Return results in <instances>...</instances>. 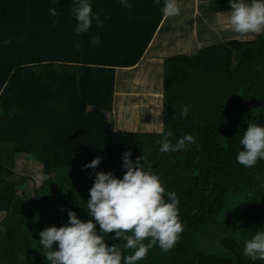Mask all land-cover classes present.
Masks as SVG:
<instances>
[{"label": "trees", "instance_id": "obj_1", "mask_svg": "<svg viewBox=\"0 0 264 264\" xmlns=\"http://www.w3.org/2000/svg\"><path fill=\"white\" fill-rule=\"evenodd\" d=\"M228 7V0H218L210 8ZM7 18L1 14L0 211L6 216L1 219L5 227L0 229V264H50L43 257L39 232L66 224L69 210L82 221L89 220L86 203L95 173L110 171L122 178V156L129 150L133 161L143 156L152 166L166 193H176L183 224L169 252L154 246L137 264H264L243 254L245 241L264 224V160L246 168L236 159L248 123L264 126V34L166 57L162 131L114 130L107 112L113 105L115 66L135 64L141 52H96L90 57L82 49L67 60L53 47L60 43L58 37L76 45L77 36L56 37L35 13L24 25ZM48 35L53 38L46 39ZM4 40L11 42L5 45ZM108 40L102 37L99 43ZM142 69L136 70L132 85H153L155 80L148 81ZM126 85L131 86L124 82L116 94L117 117L123 119L122 110L130 111L125 123L132 127L130 119L135 123L156 109L160 90L154 87L150 99L149 92L135 93L142 98L134 100L127 97ZM185 105L190 106L186 118L181 115ZM168 132L173 134L172 144L185 134L195 143L178 152H161L157 141ZM17 152L40 161L48 174L31 200L14 188L22 181L6 177ZM98 156L103 159L96 169H84ZM51 203H62L64 211L42 225L40 212ZM114 235L104 234L105 242L123 248L126 241Z\"/></svg>", "mask_w": 264, "mask_h": 264}, {"label": "clouds", "instance_id": "obj_2", "mask_svg": "<svg viewBox=\"0 0 264 264\" xmlns=\"http://www.w3.org/2000/svg\"><path fill=\"white\" fill-rule=\"evenodd\" d=\"M72 3L77 35L88 32L93 20L97 27L103 26L99 14L93 12L90 0H72ZM120 3L125 8L132 6L129 0H120ZM154 3L159 5L161 0H154ZM162 3L161 12L165 18L180 14L178 0H162ZM228 5L227 25L231 31L241 37L264 32V0H228ZM49 12L53 17L58 15L55 7H51ZM10 42L4 40L2 43L7 45ZM99 42V35L92 37L93 45ZM74 47L79 50L81 45L77 43ZM189 107L185 105L182 109L184 118ZM172 135L168 132L157 141L161 152H178L187 144L195 143L192 135L185 134L172 144L169 139ZM240 144L243 150L236 156L239 164L251 168L258 160H264V126L248 123ZM131 156L130 150L122 156V178L115 177L110 171L95 173L86 203L89 220L82 221L75 211L69 210L66 224L45 227L39 232L43 257L50 264H137L154 246H159L165 253L175 246L183 232L177 195L171 191L166 193L160 177L143 156L135 161ZM102 159L99 156L94 158L84 165V169H96ZM110 233H115V239L126 241L123 248L120 244L109 246L105 242L104 234ZM146 240L147 243L144 242ZM54 245L57 246L55 249ZM127 250L131 253L125 255ZM243 254L252 261H264V229L255 231L245 241Z\"/></svg>", "mask_w": 264, "mask_h": 264}, {"label": "crops", "instance_id": "obj_3", "mask_svg": "<svg viewBox=\"0 0 264 264\" xmlns=\"http://www.w3.org/2000/svg\"><path fill=\"white\" fill-rule=\"evenodd\" d=\"M215 1L218 0H178L181 9L180 14L173 18H165L162 14L160 21H158L155 26L156 19H158L159 14L162 13V0L159 5L155 4L154 0H129V3L132 5L131 8L122 6L120 0H90L92 10L94 13L99 14L100 19L103 21V26L97 27L96 21L93 20L91 29L80 35L75 33L77 21L72 12V0H0V17L1 14L4 13L7 15V19L17 24L21 23L24 25L32 19V15L35 13L42 25L49 24V32L51 31V34H54L56 37L59 33L73 35L74 37L77 36V43L81 45L79 50L75 49V44L71 46L66 39L61 37H58L61 39L60 43L53 47L57 48L59 51L60 58L67 60H69L67 57H72L69 56L70 54L76 53V51L79 52L82 49L90 54V57L96 52L99 54L118 53L117 55H130L141 52V56L135 64L131 66H115L116 76L113 101L116 99V94L119 91L118 89L122 86L120 84H124V82L126 84L127 82L133 84L135 79V74L132 80L129 78H120L118 75L119 71L135 70L136 73L139 67L143 68L142 70L145 72L144 76L148 81L151 79L155 80L153 83L158 82L159 84L156 73L159 74L162 87V93L159 94L164 98L163 77L164 60L166 57L180 54L183 50L195 46L196 42L198 50L195 53H197L200 48L209 45L221 43L229 39H239L236 37L227 38L226 32L224 31L225 29H223L226 28L224 26H226L227 20V16L224 15H227L230 10H216L214 14L210 13V11H213L210 7ZM198 5H208V10L205 11V8H202L203 14L197 15L195 12L198 11H195L194 7ZM51 7L56 8L58 13L56 17L50 15L49 9ZM10 15H12V17ZM212 15L213 21L210 19ZM106 16L108 17L107 19H105ZM201 16L203 17L202 22L198 20ZM42 17L44 19H41ZM206 19L210 21L208 22L209 24L213 22L214 25L216 24V31L219 30L220 34H225L222 41L212 42L210 40V35L214 33V31L211 28H207L208 24H205V22H207ZM54 21H58V23H54ZM10 27L14 28L15 25H10ZM202 28H207L206 31L210 33H203L205 38L202 36L199 37V34H197L199 33V29ZM97 35H99L100 38L108 37L109 40L105 44L98 43L99 47L93 49L91 40L92 37ZM50 37L51 36L46 37V39ZM190 39H192V44L190 43ZM131 40H134L133 44ZM146 40L147 43L144 50H140V46L145 43ZM186 51L190 52L189 50ZM67 60L65 63H78ZM40 66H42V64ZM138 84L140 85L141 82L135 85ZM145 84L149 87V82ZM152 95L153 94L150 96ZM157 99L159 100V97ZM140 120L146 123L148 122L150 127L158 125L156 127L159 128V121L154 123L156 122L155 118L151 117ZM140 120L137 122L138 126L141 124ZM146 123H142L143 131H151L152 128L145 127ZM154 131L159 132V130ZM262 226L263 225H261V227Z\"/></svg>", "mask_w": 264, "mask_h": 264}, {"label": "rangeland", "instance_id": "obj_4", "mask_svg": "<svg viewBox=\"0 0 264 264\" xmlns=\"http://www.w3.org/2000/svg\"><path fill=\"white\" fill-rule=\"evenodd\" d=\"M208 5H198L195 6V12L197 15H202L203 14V10L202 8H205V11L208 10ZM186 13V12H185ZM211 14H214L215 11H210ZM224 16H228L224 15ZM202 16L198 18L199 21L202 22ZM210 19H212L213 21V15L210 17ZM199 21H197L198 23H200ZM207 22H205V24L207 25V28H211L214 33H211L210 35V40L212 42H217V41H222L223 40V36L225 34H220L219 30H215L216 28V24L214 25L213 23H208L210 22L209 20L206 19ZM226 28L224 31L226 32V37L227 38H232V37H236L239 39H254L256 37H258V35H262L264 34V32H261L260 34H247L246 36H239L238 34L234 33L233 31L230 30V28L227 25V20H226V26H224ZM207 28H202L199 29V37H204L203 33L206 34H210L206 31ZM204 29V30H203ZM222 30V29H220ZM196 34V36H197ZM205 38V37H204ZM186 40V39H185ZM206 40V39H204ZM223 42V41H222ZM190 43L192 44V39H190ZM189 50L190 52L186 51ZM183 50V54H194L197 50H198V45L197 42L195 43V46H192L189 49ZM182 51V50H181ZM188 52V53H186ZM116 72V71H115ZM153 73V71H152ZM135 74V70H129V71H119V77L120 78H129L130 80H132L133 75ZM130 83V82H129ZM128 83V84H129ZM146 83V82H145ZM143 82H141V84L139 85H132L128 87V85H126V90L125 92L129 91L126 93V95H128L127 97L132 98L134 100H139L140 98H142V96L136 95L135 93H147L149 92L150 95L152 94V89L155 87V89H157V87L159 86V90L160 93H162V87H161V81L159 79V84L154 83L153 85H148L145 84ZM122 85V84H120ZM130 92H133L134 94H131ZM147 96V95H146ZM151 96H149L148 99H150ZM145 99V100H148ZM157 99V98H155ZM153 101V99H152ZM144 105H146V103H144ZM155 105L157 106L156 109L151 108V111H148L146 114L144 113V115H141V119H146V118H155L154 123H157V121H159V128H157L156 126L150 127V124L147 122L145 125V127H150L152 128L151 131L154 130H159L162 131L163 129V114H164V109H163V96L159 95V101L155 102ZM117 110V111H116ZM154 110V111H152ZM118 111L119 109L117 108V100L113 101V105H112V109L109 110L107 112V116L108 118L112 121V127L114 130H134V131H143L144 129H142L143 125V121L140 119H135L137 120L134 123L133 119H130L129 123L133 124L134 126L130 127L128 125H126L125 123V117L129 118L128 114L130 113V111L128 110H122L123 115H126L123 119L119 117H117L118 115ZM128 119H126L127 121ZM140 120V125H137V122H139ZM153 124V123H152ZM8 166H10V171L12 172L11 174H9V176H6L8 180H12V181H22L19 184L14 185V188L17 189L18 193L23 195L24 199H28L31 200L34 195H35V190L39 189L41 187V185L47 180L48 178V174L43 170V165L40 161H38L37 159H35L34 157H32L30 154L28 153H23V152H17L14 154L13 160L11 161V163H8ZM5 176V175H3ZM24 180V181H23ZM62 208V203H51L50 205H47V207H45L43 210H41L40 214H41V222L43 223L42 225H47L49 223V221L51 219H54L56 214H62L61 211ZM6 214L4 211H0V229L4 228L5 226L3 225V223L1 222V219L3 217H5ZM260 229H264V224L262 227H260L257 230ZM256 230V229H255Z\"/></svg>", "mask_w": 264, "mask_h": 264}]
</instances>
